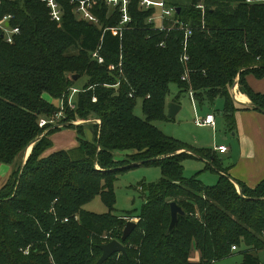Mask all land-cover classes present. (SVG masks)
I'll return each instance as SVG.
<instances>
[{
	"label": "trees",
	"instance_id": "1",
	"mask_svg": "<svg viewBox=\"0 0 264 264\" xmlns=\"http://www.w3.org/2000/svg\"><path fill=\"white\" fill-rule=\"evenodd\" d=\"M0 1V18L12 15L11 24L20 28L12 44L0 30V164L16 163L40 137L24 168L16 167L0 188V264H97L99 246L121 240L130 220L137 226L123 242L126 253H115L103 264H216L235 252L234 245L243 254L238 264H261L264 179L250 187L224 174L213 186L185 178L183 160L190 156L223 171L216 151L190 147L152 121L170 120L167 97L175 83L180 92L192 90L201 103L224 97L226 123L236 130L231 87L238 77L239 90L260 107L253 109L264 112V91H256L247 79L264 78V3L166 0L180 8L175 19L193 27L185 51L184 31L153 29L148 18L154 9H144L139 0H131L133 21L122 36L111 30L122 19L120 7L105 0H92L98 23L78 15V1L58 0L60 22L51 20L43 0ZM97 50L105 58L102 64L93 57ZM84 75L87 81L78 88L72 109V88ZM46 94L64 101L61 123L76 129L79 144L41 158L53 147L51 135L62 128L45 132L48 127L39 125L41 117L60 111ZM138 99L145 118L135 113ZM75 115L101 118L93 140L84 138V125L71 122ZM117 151L125 158L116 159ZM144 163L159 165L162 178L148 185L141 213L113 214L119 172ZM97 195L108 212L85 209ZM172 201L186 215L168 234Z\"/></svg>",
	"mask_w": 264,
	"mask_h": 264
},
{
	"label": "rangeland",
	"instance_id": "2",
	"mask_svg": "<svg viewBox=\"0 0 264 264\" xmlns=\"http://www.w3.org/2000/svg\"><path fill=\"white\" fill-rule=\"evenodd\" d=\"M182 1L186 4L190 3V0ZM87 78L88 77L86 75L82 76L76 82L75 86L77 88H81L86 83ZM238 79L239 77L237 78V80ZM235 85L237 87L238 83ZM233 87L234 86L231 87L232 93ZM76 93L71 95L73 101H75L76 99ZM45 96L51 99L55 103V105H60L61 99L59 100L50 98L48 94H46ZM237 98L239 99L238 96ZM225 101L226 99L222 96H217L213 101L205 98L202 103L199 100L193 101L189 91L180 92L178 85L172 83L170 85V92L167 97V102L168 105L170 102H177L181 105V110L179 111L175 119L154 120L152 122L165 134L178 138L179 140H182L187 145L195 149H207L213 151L217 144H219L220 142H224L227 146L232 147L235 153H239V135L237 134V130H239V127H236V130L230 129L228 127L224 116ZM135 113L141 118H145V114L142 110V99L137 100ZM209 113H214L216 116L215 128L196 125V118H204ZM73 121H75L76 123H74ZM101 121V118H89V116L80 117L78 115H75L74 119L71 122L75 125H84V138L93 140L95 133L94 131L96 129L95 125L101 124ZM48 129L49 128H47L45 132H47ZM244 129L246 132H250V137L261 134L258 129H256V125L254 123H245ZM45 132H43V134ZM234 132L236 133L234 134ZM252 140L256 148L263 155L264 150L261 147L259 137L256 136L255 138H252ZM47 151L42 154L41 158L45 156H53L54 153L49 155L47 154ZM123 153L124 152L122 151H117L116 159L125 158ZM188 153L194 155V152L192 151ZM216 154L218 158H221L219 159V161H217V164H219L222 169L227 170L233 165V160L229 156L219 155L218 153ZM236 158L237 157L235 156V161ZM27 160L28 158L26 159L24 151L14 164H16L17 167H21L22 169L24 168ZM183 166L185 178H198L206 186H213L217 183L219 170H217L216 166L209 165L206 159L200 158L197 155L190 156L183 160ZM161 178V167L155 164L144 163L127 170L120 171L115 181L116 201L114 204L113 214H140L149 195V191L147 188L148 185L158 182ZM142 186L146 187H144L145 190L141 188ZM239 187L240 186L238 185L237 189L240 192ZM84 207L85 209L98 214L106 213L109 210L101 195L95 196V198L88 202ZM257 255L259 256L260 263L264 264V249L260 250ZM192 258L194 260H198V252L193 253ZM242 260L243 254L240 251L236 250L230 257L221 260V262L218 261L216 264H238Z\"/></svg>",
	"mask_w": 264,
	"mask_h": 264
},
{
	"label": "built area",
	"instance_id": "3",
	"mask_svg": "<svg viewBox=\"0 0 264 264\" xmlns=\"http://www.w3.org/2000/svg\"><path fill=\"white\" fill-rule=\"evenodd\" d=\"M43 1L46 2L47 7L49 8L51 20L60 22L62 20V15H63L62 4L58 0H43ZM72 1L79 2V5L76 8V12L81 18L95 23L99 22L98 18L92 12V0H72ZM105 1L110 6L120 7V10L122 12V19L120 21L119 26L112 27L111 30L118 31L120 36H122L123 30L128 29L129 24L133 21L132 16L129 12V5L131 3V0H105ZM139 1H140V5L144 9L146 10L154 9L153 14L148 18V22L152 24L153 29L160 31H165V30L171 31L173 28H176L181 31H184L183 45H184V50L186 51L188 45V39L193 34V27L187 22H184L179 19H175V15H176L175 7L169 5L166 2V0H139ZM247 2L264 3V0H247ZM197 7L202 10L204 15L205 5L202 2H199L197 4ZM11 20H12V15L9 14L4 15L2 18H0V30L2 31V37L4 41L12 44L15 42L16 37L20 33V28L18 26L12 25ZM167 20H170L172 22V25H167L166 24ZM161 45H163V43H161ZM93 57L97 58L98 62L101 64L105 62V58L102 55H100L98 50L93 53ZM188 58L189 56L187 54L183 55L184 60H188ZM109 68L111 70H114L116 66L114 64H111ZM183 79H187V75L183 76ZM118 85L119 84H116L114 86L118 87ZM79 91L80 89L78 88H72L71 95ZM189 92L191 94L192 100L196 101L193 91L190 90ZM71 95L69 97L68 104L70 108L74 109L75 104L71 98ZM130 96H132V94H130ZM93 100L96 101L97 98L94 97ZM59 106H60V111H58L53 116L48 118L41 117L39 119L40 127L53 128L55 125L61 123L62 119L65 116L64 114L65 105L63 100H61ZM195 123L198 126H209L215 128L216 116L214 113H209L204 118H196ZM216 150H218L220 153H226L229 150V148L227 145H219L216 147ZM67 220L68 219H66V221ZM232 249L236 251L237 246L234 245Z\"/></svg>",
	"mask_w": 264,
	"mask_h": 264
},
{
	"label": "crops",
	"instance_id": "4",
	"mask_svg": "<svg viewBox=\"0 0 264 264\" xmlns=\"http://www.w3.org/2000/svg\"><path fill=\"white\" fill-rule=\"evenodd\" d=\"M247 79L249 84L256 91H264V78L258 79L253 75H249ZM236 92H239L248 98V101H243L241 99L240 101L234 97L236 101V107L238 109L236 112V120L237 128L239 127L237 134L239 135L240 152L235 153L233 148L228 146L229 150L226 153H220L218 150H216V147L219 145H226L224 142H220L215 146L214 150L216 153L219 155L229 156L233 160V165L229 169L220 171V173L218 172L217 180L220 174H224L231 176V178L241 180L250 187H255L264 179V154L262 155L259 152L252 138L258 136L261 147L264 150V112L251 107V99L239 90V84L236 87ZM245 123H254L256 125V129H258L261 134L250 137V132H246L244 129ZM235 133L236 132H234V134ZM51 139L53 141V147L48 149L47 154L49 155L60 150L74 148L79 144L78 133L76 129H71L69 127H62L61 129L57 130L51 135ZM32 145H30V148L28 147L29 149H27L25 152L26 159L32 152ZM235 156L237 157L236 161L234 160ZM16 167V164H0V188L7 183ZM236 185L238 186V184Z\"/></svg>",
	"mask_w": 264,
	"mask_h": 264
},
{
	"label": "water",
	"instance_id": "5",
	"mask_svg": "<svg viewBox=\"0 0 264 264\" xmlns=\"http://www.w3.org/2000/svg\"><path fill=\"white\" fill-rule=\"evenodd\" d=\"M176 11H180V8H175ZM78 75L74 76V79H77ZM238 83V80H236L235 84ZM234 84L233 87V96L236 98V85ZM251 107H256L257 109L260 110V107H257L254 103H250ZM181 105L176 103V102H170L168 105V118L170 119H175L177 114L179 113V111L181 110ZM74 123H76L75 121H73ZM91 122V121H89ZM69 123H60L55 125L53 128H59V127H63L65 125H68ZM40 139L37 138L36 140H34L30 145H34V143H36V141H38ZM29 145V146H30ZM28 146V147H29ZM28 147L26 148L25 152L27 151ZM240 193L242 194V191L239 187ZM185 216L186 215V211L175 201L171 202V223L168 229V234H171L174 229L176 228V225L178 223V219L179 216ZM137 226V222L134 220H130L127 222L124 231H123V236L122 239H113L107 243L101 244L99 247L102 250V255L99 258V260L97 261V264H103L106 260H108L110 257H112L115 253L118 252H122V253H126V248L124 245V241L131 235V233L133 232V230L136 228Z\"/></svg>",
	"mask_w": 264,
	"mask_h": 264
},
{
	"label": "bare ground",
	"instance_id": "6",
	"mask_svg": "<svg viewBox=\"0 0 264 264\" xmlns=\"http://www.w3.org/2000/svg\"><path fill=\"white\" fill-rule=\"evenodd\" d=\"M237 96L239 97V99H241V100H243V101H248V98L245 96V95H243V94H241V93H239V92H237V94H236V98H237ZM30 148V147H29ZM28 148V149H29Z\"/></svg>",
	"mask_w": 264,
	"mask_h": 264
}]
</instances>
